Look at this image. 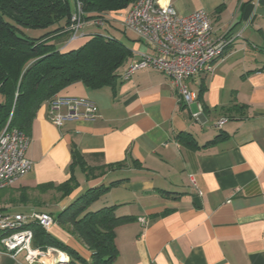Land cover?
Segmentation results:
<instances>
[{
  "label": "crops",
  "instance_id": "crops-1",
  "mask_svg": "<svg viewBox=\"0 0 264 264\" xmlns=\"http://www.w3.org/2000/svg\"><path fill=\"white\" fill-rule=\"evenodd\" d=\"M158 3L173 5L181 15L205 9L213 38L230 40L212 71L187 80L195 100L181 102L171 79L157 68L123 78L140 53L150 50L133 33L128 45L133 56L114 89L80 81L57 94L96 102V121L57 126L49 118L50 102L42 104L27 152L33 168L0 190V210L56 216L87 190L110 186L92 208L117 205L118 216L132 217L116 228L115 264H264V5L260 0ZM89 33L76 40L62 36L58 47L77 48ZM223 117L228 121L218 127ZM181 132L192 134L200 146L223 138L193 149L177 140ZM74 148L84 167H71ZM72 177L77 184L68 195L39 188ZM49 231L90 260L91 250L76 236L56 223ZM58 251L53 259L59 261L64 252ZM53 259L42 264H56ZM0 264L29 263L23 252L0 254Z\"/></svg>",
  "mask_w": 264,
  "mask_h": 264
},
{
  "label": "trees",
  "instance_id": "trees-1",
  "mask_svg": "<svg viewBox=\"0 0 264 264\" xmlns=\"http://www.w3.org/2000/svg\"><path fill=\"white\" fill-rule=\"evenodd\" d=\"M135 1L75 0V8L80 3L86 20L103 18L106 24L112 22L109 15L129 9ZM260 3L264 5V0ZM75 8L70 0H0V133L9 123V127L30 135L42 104L75 82L81 81L91 88L116 87L122 76L121 68L134 53L117 36L93 32L77 48L62 51L58 47L60 37L71 39L73 36ZM28 29L42 32L33 35ZM222 138L220 134L200 146L192 134H177L179 142L193 149L208 147ZM72 159L71 167L85 166L76 148L72 149ZM87 170V174H91ZM76 184L72 177L62 184L47 183L39 188L68 195ZM109 188L105 185L91 188L54 215L56 224L91 250L90 260L34 221L28 225L34 231L33 246L43 251L55 248L64 252L69 257L67 264H115L119 254L116 228L132 217L118 216L117 205L92 208Z\"/></svg>",
  "mask_w": 264,
  "mask_h": 264
},
{
  "label": "built area",
  "instance_id": "built-area-1",
  "mask_svg": "<svg viewBox=\"0 0 264 264\" xmlns=\"http://www.w3.org/2000/svg\"><path fill=\"white\" fill-rule=\"evenodd\" d=\"M109 19L113 20V16L109 15ZM105 22L103 18L86 20L81 4L77 3L71 40L84 37L86 27L102 26ZM122 24L150 49L141 52L140 58L126 68L123 78H129L140 69L157 68L171 79L180 101L186 105L195 100L187 80L212 71L213 62L230 44L225 37L213 38V25L205 9L181 15L173 5L162 6L158 0H136L125 10ZM49 102V118L57 126L70 120L96 121L100 117L99 106L87 98L56 95ZM227 121L228 118L223 117L218 121V127ZM30 138L26 132L9 127V123L0 133V190L15 185L32 170L34 163L27 155ZM33 221L46 230H51L56 223L48 212L0 210V254L15 257L24 252L29 264H42L53 259L58 249L43 251L33 246L34 231L28 226ZM140 221L147 223L145 217ZM60 257L59 260H69L64 253ZM53 260L58 262V258Z\"/></svg>",
  "mask_w": 264,
  "mask_h": 264
},
{
  "label": "rangeland",
  "instance_id": "rangeland-1",
  "mask_svg": "<svg viewBox=\"0 0 264 264\" xmlns=\"http://www.w3.org/2000/svg\"><path fill=\"white\" fill-rule=\"evenodd\" d=\"M71 5L73 8H75V0H70ZM125 16V11L119 12L116 15H113V22H107L105 25L102 26H90L86 28V32H97V33H102L106 35H114L117 36L121 41H123L126 44H131L132 40L134 38V34L127 30L123 24V18ZM29 31V34L33 35H40L42 30H27Z\"/></svg>",
  "mask_w": 264,
  "mask_h": 264
},
{
  "label": "water",
  "instance_id": "water-1",
  "mask_svg": "<svg viewBox=\"0 0 264 264\" xmlns=\"http://www.w3.org/2000/svg\"><path fill=\"white\" fill-rule=\"evenodd\" d=\"M56 264H67L65 260H59Z\"/></svg>",
  "mask_w": 264,
  "mask_h": 264
}]
</instances>
